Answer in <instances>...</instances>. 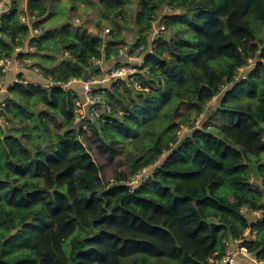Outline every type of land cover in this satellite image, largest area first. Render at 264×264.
Masks as SVG:
<instances>
[{
  "label": "trees",
  "instance_id": "1",
  "mask_svg": "<svg viewBox=\"0 0 264 264\" xmlns=\"http://www.w3.org/2000/svg\"><path fill=\"white\" fill-rule=\"evenodd\" d=\"M20 1L12 0L13 12L3 16L0 59L30 33L20 19L23 12L49 17L33 38L36 50L25 56L39 54L31 66L40 68L44 80L67 82L90 74L96 59L112 60L122 35L114 27L105 41L99 33L73 27L70 11L79 2L98 1L118 22L122 6L134 0H67L70 7L59 15L51 11V0H27L26 8ZM138 2L135 45L142 41L149 51L148 31L167 7L173 11L164 17L171 36L162 34L146 54L149 73L140 75L142 88L125 87L129 101L111 84L109 100L120 117L89 123L101 145L114 150L120 136H140L143 123L155 121L154 129L144 128L147 153L134 159L129 174L104 182L80 139L84 131L75 127L73 87L7 82L12 96L0 123V264H207L226 252V240L243 237L250 221L243 207L262 211L251 225L257 236L243 245L264 258V191L250 168L259 163L264 180V0ZM101 24L100 18L96 26ZM250 59L252 67L238 79ZM215 96L219 109L211 118L232 112L238 120L209 128L204 119L195 127ZM37 104H42L38 114L28 109ZM48 115L61 118L56 123L66 130L54 133ZM159 160L133 192L129 177ZM39 219L45 222L39 234H27ZM23 248L27 256L21 255Z\"/></svg>",
  "mask_w": 264,
  "mask_h": 264
},
{
  "label": "built area",
  "instance_id": "2",
  "mask_svg": "<svg viewBox=\"0 0 264 264\" xmlns=\"http://www.w3.org/2000/svg\"><path fill=\"white\" fill-rule=\"evenodd\" d=\"M12 12V0H0V27L3 22V16L9 15ZM158 18L153 21L155 23L148 31L149 39L151 43L153 42V46L149 48L148 52L145 51L146 43L143 42V44L142 41L139 45H135V43L132 45L124 43L120 45L119 53L112 56L113 58L120 57V63L117 61L116 64L109 67L108 70L103 72V76L98 75V73L93 70L86 77L71 78L67 82H57L51 77H49L48 80L46 79L47 82L45 86L47 87L56 84L61 85L65 89L74 88L75 95L78 96L75 116V124H78V131H85L84 129L89 127L90 121L113 116L115 113V104L109 100L108 96L109 90L111 91L113 86L122 87L127 85L140 89V87L138 88L137 86L140 75L147 76L149 73L146 65V54L152 53L155 50L157 38L160 36V33L164 34V30L166 29V23L162 18L160 24L156 23ZM20 19L30 26V33L28 36H24L21 42L14 45L10 55H5L0 59V123H4L6 120L4 109L8 105V99L12 96L8 87L4 86L5 77L11 71H18L22 68H26L31 63V57L25 55L36 50L33 44V38L40 34L42 29L41 24H39L40 19L36 15L23 12L20 15ZM0 35H2L1 32ZM94 63L95 65H101L102 59H96ZM34 69L40 72L37 67H34ZM23 79H26L25 76L21 77L19 73L13 82ZM25 81L28 82V79ZM77 83L81 87L82 95L76 89ZM111 84L114 85L112 86ZM167 154L168 152H165L164 156ZM164 156H162L161 159ZM159 162L160 160L155 164L143 167L129 177L126 183L133 192L142 182H146L152 176ZM242 210L247 213V215L252 214L254 216L253 221H249V235H252L256 232L252 230L251 225L259 221L262 211L250 207H243ZM248 236L245 233L243 237L240 238L230 237L226 240V252L221 257L211 258L207 264H239V259L241 257L249 259L252 264H264V258H258L243 245V239Z\"/></svg>",
  "mask_w": 264,
  "mask_h": 264
},
{
  "label": "rangeland",
  "instance_id": "3",
  "mask_svg": "<svg viewBox=\"0 0 264 264\" xmlns=\"http://www.w3.org/2000/svg\"><path fill=\"white\" fill-rule=\"evenodd\" d=\"M139 0H134V1H128L126 4L122 6V11L120 16L118 17V22H116L115 19L112 18V15L108 14L106 12L105 15V8H101V5L97 2H92L90 5H85L82 2H79L76 7L70 11L69 14V21L72 23L73 27L74 26H81V28H85L87 31H93L96 33L101 34L104 37L105 41H108V38L111 37L109 35L112 32V29L114 27H117L120 32H121V38L119 39V45L122 43H127L129 45H132L135 43L136 36H137V31H136V23H135V17H136V12L142 8V5L138 2ZM71 5L70 2L67 0H51L49 2V7L51 11L55 12L56 14H61L66 8H69ZM20 6L21 8H26L27 7V0H21L20 1ZM173 13V11L167 7L163 10V12L159 15L160 17L157 19L156 23L160 24L161 23V18L163 21H165L164 17L168 14ZM102 19V24L100 27L96 26V22L99 19ZM252 19V17H250ZM50 21L49 17H44L43 19H40L41 27L43 28L44 26L46 27ZM155 22H153L152 27ZM255 23V22H254ZM258 23V21L256 22ZM158 27V26H157ZM165 36L170 37L171 36V29L169 27H166L164 30ZM264 33V29H263ZM162 36V33H160V36L157 38L158 39ZM143 43V42H142ZM144 44V43H143ZM158 43H156L157 45ZM155 45V48H156ZM166 55L168 57L172 56L169 50L166 52ZM39 54H37V57L31 58V63L28 65L32 70H34V67L31 66V64L37 62ZM118 63H120L121 58L116 57ZM103 65V64H102ZM253 65V60H249V63L241 68L238 71L239 78L242 79L244 78V74L246 73V69L249 70L248 68L252 67ZM36 67V66H35ZM39 70L40 68L37 67ZM16 71V70H15ZM38 75H40V72L36 71ZM103 74V72L99 73ZM103 76V75H101ZM27 80V79H25ZM30 80V79H29ZM28 80V81H29ZM109 84V83H108ZM4 86L7 87V76L5 77L4 80ZM138 88L141 87L140 81L137 82ZM125 87H128L124 85L121 87V91H125ZM130 87V86H129ZM132 87V86H131ZM76 89L77 91L82 95V90L79 84H76ZM125 94L127 95L128 101L130 100L131 97H129L128 92L125 91ZM138 94L137 91L133 92L132 95L136 96ZM239 94L234 95L231 99L235 100L237 99ZM134 98V97H133ZM240 99H245V97L240 98ZM219 97L215 96L208 104L206 112L201 114V116L198 117V119L195 121V127L201 126V121L204 119H208V127L209 128H214L215 126L221 124V123H235L238 120V117L235 113L229 112L227 115L224 116H219L216 115L211 118L212 112L216 111L219 109L218 101ZM133 105V104H132ZM42 107V104H37L36 107H28L29 110L34 112L35 114H38V109ZM117 110L119 111L120 108V103H116ZM188 109L187 105H184L182 107V111H186ZM113 117L119 118V112H116L113 114ZM48 121L50 122V125L54 131V133H62L64 130H66L63 126L57 125V121L61 120V118L53 115H48L46 117ZM155 119V118H154ZM156 120V119H155ZM212 120V121H211ZM29 122V121H28ZM13 124H11L9 127L12 128ZM76 130L78 132V124L76 123ZM98 130L100 132V135L103 139L104 142L108 143L109 145V140L103 135V130H101V124H97ZM149 127L150 129H154L155 127V121H152L150 123H143L141 127V134L140 136L135 137L134 135H130L128 137L120 136V139L116 141L115 143V148L114 150H110L107 148L105 145H101V142L99 139L95 136L93 133L92 129H84V134L80 135L81 141L84 143V145L87 147V149L91 152L93 155L95 161L99 164L100 166V175L102 176L104 182L106 184L114 182L116 176L120 172H125V173H130L132 170V164L135 158L141 155H146L147 153V148L145 147V142H146V136L144 132V128ZM110 130L115 133L117 136L121 135V132L118 129H113V127H110ZM189 128H185V130L182 132V136L184 135V132H188ZM27 131V130H26ZM180 136V137H182ZM27 139V138H26ZM162 161V160H161ZM264 161V155L263 159ZM154 169V168H153ZM152 169V170H153ZM152 172V171H151ZM255 181V180H254ZM257 182L258 186L264 191V180H259L255 181ZM264 203V200H263ZM250 219V221H253L254 216L252 214L247 215ZM33 225L31 230H27V234L30 233H37L39 234V231L42 227H44L45 222H43L41 219L33 221ZM17 231H12V234H15ZM247 234V236L250 234V224L248 227L245 229L244 234ZM257 236V233H253L252 235H249L248 238L252 237L255 238ZM26 240V237L24 238V241ZM245 241V238L243 239V242ZM21 255L27 256V249H22Z\"/></svg>",
  "mask_w": 264,
  "mask_h": 264
},
{
  "label": "crops",
  "instance_id": "4",
  "mask_svg": "<svg viewBox=\"0 0 264 264\" xmlns=\"http://www.w3.org/2000/svg\"><path fill=\"white\" fill-rule=\"evenodd\" d=\"M116 63H117V58H113L112 57V60H105V59L102 58L101 65H95V63H94V66H95L94 71L96 73H98V75H103V74H99V73L108 70L109 67H111L112 65H114ZM96 68H100V70H97ZM35 72H36L35 69L31 71L30 68H27V67L26 68H22V69H20L18 71H11L10 73L7 74V82H10V83L13 82L14 79L16 78V76L19 75V73L20 74H23V76H25L26 79H28V80L30 79V81H32V80L33 81L39 80V81H43L45 83L47 82V80H44L42 78V75L41 74L38 75V73H35ZM239 264H252V262L249 259H246V258L241 257L239 259Z\"/></svg>",
  "mask_w": 264,
  "mask_h": 264
},
{
  "label": "water",
  "instance_id": "5",
  "mask_svg": "<svg viewBox=\"0 0 264 264\" xmlns=\"http://www.w3.org/2000/svg\"><path fill=\"white\" fill-rule=\"evenodd\" d=\"M250 168H251L254 180L255 181L261 180V173L259 171V163L257 162L251 163Z\"/></svg>",
  "mask_w": 264,
  "mask_h": 264
}]
</instances>
